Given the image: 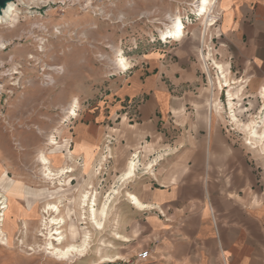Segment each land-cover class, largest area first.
<instances>
[{
    "label": "rangeland",
    "instance_id": "374dc122",
    "mask_svg": "<svg viewBox=\"0 0 264 264\" xmlns=\"http://www.w3.org/2000/svg\"><path fill=\"white\" fill-rule=\"evenodd\" d=\"M11 1L22 11L15 14L11 22L0 23V41L5 43V48L0 49V168L6 172L0 187L11 188L9 193L20 198L28 208L37 203L41 209L42 204L55 202L56 183L45 180L41 175L43 166L39 157L41 153L48 154L51 150L58 156L70 150L74 154L70 161L76 170L63 175H69L68 183H64L58 192V206L65 217L62 230L66 237L63 246L80 242L83 229L90 234V246L86 256L60 261L46 252L45 239L38 235L41 232L37 229L41 227L32 222L27 225L28 230L22 229L16 233L13 246L0 245V264H117L103 262L101 258L107 252L105 229L107 216L110 215L109 201H113L112 194L102 190L105 187L100 184L101 179L90 178L87 174V169L92 166L93 152L91 146L75 136L76 132L81 125L98 126L105 123L108 117H111L112 123L122 119L130 124L137 122L143 99L121 100L115 94L134 72L140 70L143 77H147L155 71L153 64L149 67L147 57L154 54L161 59L162 54L167 53L170 59H175L173 54L179 42L189 39L195 41L192 56L198 64L200 78V83L190 89L195 92L196 88L202 86L206 94L207 117L221 111L220 114L231 123L226 125L228 131H233L235 127L239 135L246 139L229 116L228 87L222 85L218 89L216 84V78L221 74L212 58L227 63L233 79V70L229 65L231 57L218 49L222 44L215 42L214 29L206 30L199 24L194 12L197 0H116L104 6L105 15L102 17L94 15L91 10H83L79 0ZM226 1L216 2L226 4ZM218 6L214 8L216 17L219 13L215 17V24L221 15ZM175 13L181 14L180 20L185 28L180 38L170 37V42L162 43L158 37L159 30L170 24L168 15ZM201 49L204 57L209 55L205 59L207 65L201 59ZM120 54L129 62L125 70L118 69L115 63ZM52 67L59 69L54 71L50 69ZM13 68L17 73L9 74ZM239 83L230 81L231 88L243 87ZM242 87H239L241 91ZM241 93V96L245 94ZM73 97L78 100L74 107L76 116L65 113ZM244 100L235 99L237 108L242 106V110L237 112L239 120L246 122L253 116L259 121L261 107L255 110L253 103L245 104ZM117 103H120V109L115 110ZM101 116L104 120H100ZM169 118H173L172 114ZM62 127L66 128L64 137L60 134ZM106 133L94 151L103 162L99 161L94 164V168L91 167L97 169L99 177L100 171L104 169V157L108 155L106 144L111 139ZM51 136L60 143L59 148H55L48 140ZM251 151L260 165L262 179L259 190L264 194V154L258 149L251 148ZM139 167L136 163V169L142 172ZM14 184L19 188L16 189ZM81 191L96 193L95 208L106 201V215L102 219L101 229L95 228L87 218H81L82 210L77 207L76 201ZM2 202L3 198H0V207L3 206ZM48 215L55 213L49 210ZM14 218L15 213L11 209L4 221L11 235L15 233ZM71 224L78 230L73 236ZM44 232H47L46 229Z\"/></svg>",
    "mask_w": 264,
    "mask_h": 264
},
{
    "label": "crops",
    "instance_id": "0c3cea01",
    "mask_svg": "<svg viewBox=\"0 0 264 264\" xmlns=\"http://www.w3.org/2000/svg\"><path fill=\"white\" fill-rule=\"evenodd\" d=\"M223 6L213 37L231 57V81L243 84L244 103L263 110L264 0H227ZM195 47L185 39L175 59L167 53L147 57L155 68L150 76L140 70L128 76L115 95L143 99L137 122L112 123L108 117L98 126L81 125L75 134L91 146V167L103 162L94 151L105 131L111 138L100 177L87 169L114 201L105 229L110 262L122 264L148 249L150 258L140 264H264L260 165L220 112L207 117L202 86L197 93L190 89L200 83ZM129 161L142 172L135 164L132 175L123 174ZM73 171L57 176L69 179L63 175Z\"/></svg>",
    "mask_w": 264,
    "mask_h": 264
},
{
    "label": "bare ground",
    "instance_id": "6f19581e",
    "mask_svg": "<svg viewBox=\"0 0 264 264\" xmlns=\"http://www.w3.org/2000/svg\"><path fill=\"white\" fill-rule=\"evenodd\" d=\"M216 1L218 2V0H197L196 9H194V12L198 16L197 20H199V24H202V28H204L206 30L207 29H209V30L213 29V27L215 26V17H216L215 14L217 12L216 11L214 12V8H217L218 5H219L218 7L221 11L224 8L222 3L217 4ZM21 11L22 10H20V8L17 5H15L11 0H7L5 3V6L0 8V23L11 22L14 19L15 14H17ZM168 17H169V19H171V22L169 25L167 24L165 26L166 27L165 29L159 30V40L160 41L166 42V38H168V37H172L173 39L180 38V36L183 32V29L185 28L183 25V22L180 20L181 19L180 13L168 15ZM4 48H5V43L0 41V49H4ZM40 49L43 51L42 46H40ZM202 51L203 50L201 49L200 53H201L202 58L201 57L200 58L204 60L203 63L205 65V59H206V57H209V55H205V57H204V54ZM30 57H32V56H30ZM212 59H213V64L216 65L217 69L220 72L219 74H221V76L218 75L216 78L217 79L216 84H217L218 89L222 88V85H225L226 87H228L227 105L229 108L230 118L238 126V128L245 134L246 141H247L249 147L252 149H258L262 154H264V107L262 106L263 110L258 113V116L261 115L259 121H256V119L252 116L249 121L241 122L238 118L237 112L242 110V106H239L237 108V106H236L237 104H236L235 99H237V101H238L239 99L242 98V96H241L242 93L240 92L241 90L239 89V87H242V86L240 85L239 87L232 89L231 88L232 85L230 84L231 77H230V69L228 67V64L223 63V62H218L214 58H212ZM115 63H116V66L118 69H124V70L127 69L128 65H129V62L127 61V59L122 54L117 56ZM50 69L54 70V71H58L57 69H59V67H52ZM218 70H217V73H218ZM12 73H17V70L15 68H13L11 73H9V74H12ZM238 80H236V81H238ZM222 82H223V84H222ZM260 95L262 96V98L264 100V86L260 90ZM77 104H78L77 98L73 97L72 101L70 102L68 111L65 113H67L68 115L76 116V112L74 110V107H76ZM219 104L220 103H218V105ZM216 105L217 104L215 103L214 106H216ZM262 114H263V116H262ZM210 116H211V114H210ZM65 133H66V128L62 127L60 130L61 137H64ZM48 140H50L51 143L55 145V148L60 147V143L58 141H55L54 137L51 136V137H49ZM78 144L76 146H78ZM65 156H67V158H72V156H74V154L69 150L67 153L58 156L57 154H55L53 152V150H51V152L48 154L41 153V155L39 157L40 163L43 166V171H42L43 174L40 172L41 175L44 176L45 180H48L51 183H56V196H54V197H56V200L54 199L55 202L42 204L40 207L41 209H39V206L37 203L34 206H32V208L26 207L25 205L22 204V201L20 198L14 197L9 193L11 188L0 187V198H3V202H2L3 206L0 207V211H1L0 212V245H4V246H8V247L13 246L12 244H15V243H13V241H14L16 233L22 231V229H25V231L28 230L27 225L28 224L31 225L30 223L34 222L35 225L41 227L40 229H37L38 231L41 232L38 235L43 236V238L45 239V246L46 247L45 248L43 247V248L52 257H55L56 259L62 261V260H73L75 258H81V257H84L88 254L87 252H88V248L90 246V234L85 229H83L81 239L79 238L80 242H78V243L72 242V243H69V244L63 246L64 241H65V237H66V235L63 233V230H62L63 229L62 227L65 224V217H64V215H62L60 213L61 207L59 208V206H58V202H60L59 201L60 194L58 192H59V190H61V187L65 185L64 183H66V182L68 183V179L62 178L61 176H57V175L68 172V171L71 172V171L75 170L74 164H70L67 161H65V162L63 161V158ZM39 158H38V160H39ZM135 164L133 162L129 161L128 166H127V171H126V173H123V174L132 175V173L135 169ZM88 165H89V163L87 164L85 169L88 168ZM82 166L85 167V165H82ZM5 176H6L5 170L0 168V182L2 180H4ZM15 186H16V189L19 188L18 185H15ZM92 194H93V196H91ZM95 196H96V193H92L90 191H83V192L81 191V193L78 195V199L76 200V201H78L77 207L82 210V213L80 212L82 219L87 218L88 220L91 221V223H93V226L95 228L101 229L102 224H103L102 219L106 215L107 205H106V201H104L99 208H95L94 207L95 203H96L95 202ZM133 199H134L135 203L138 204L137 199L135 197H133ZM61 203H62V201H61ZM62 205H63V203H62ZM11 209L14 210L15 218H16V221L14 222L15 233L12 235L7 231L8 228L6 230V228H5L6 226L4 225L6 215ZM49 210L51 213H55V215H48ZM63 212H65V211H63ZM69 213L70 212H68V214ZM33 217H35V219H33ZM76 220H77V218H76ZM10 223H13V222H10ZM12 227H13V225H12ZM45 229L47 231L46 233L44 232ZM70 232H71L72 236L78 232L75 225H73V224L70 225ZM16 242H17V240H16ZM35 243H33V244H35ZM94 253H95V251H94ZM101 258H102L103 262L112 261L110 258H107L106 256L101 257Z\"/></svg>",
    "mask_w": 264,
    "mask_h": 264
},
{
    "label": "built area",
    "instance_id": "2783aa9c",
    "mask_svg": "<svg viewBox=\"0 0 264 264\" xmlns=\"http://www.w3.org/2000/svg\"><path fill=\"white\" fill-rule=\"evenodd\" d=\"M116 1V0H79L81 8L83 10H91L94 15L98 17H102L105 15V5L109 2ZM108 16V14H106ZM219 13L217 14V16ZM217 18V17H216ZM165 29V26H163ZM159 37V36H158ZM172 38V37H171ZM170 37L167 38L166 42L161 41L162 43L170 42ZM173 39V38H172ZM158 40V39H157ZM207 65V64H205ZM150 258V252L148 249L140 251L134 259H123L122 264H140L142 261H145Z\"/></svg>",
    "mask_w": 264,
    "mask_h": 264
},
{
    "label": "water",
    "instance_id": "95a60500",
    "mask_svg": "<svg viewBox=\"0 0 264 264\" xmlns=\"http://www.w3.org/2000/svg\"><path fill=\"white\" fill-rule=\"evenodd\" d=\"M7 0H0V8L5 6Z\"/></svg>",
    "mask_w": 264,
    "mask_h": 264
}]
</instances>
